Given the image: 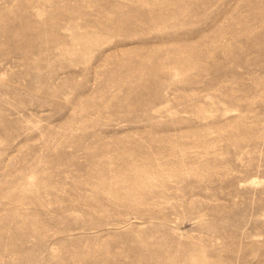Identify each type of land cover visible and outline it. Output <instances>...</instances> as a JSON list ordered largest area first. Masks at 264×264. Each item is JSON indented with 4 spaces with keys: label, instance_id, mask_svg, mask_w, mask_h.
<instances>
[{
    "label": "rangeland",
    "instance_id": "1",
    "mask_svg": "<svg viewBox=\"0 0 264 264\" xmlns=\"http://www.w3.org/2000/svg\"><path fill=\"white\" fill-rule=\"evenodd\" d=\"M0 264H264V0H0Z\"/></svg>",
    "mask_w": 264,
    "mask_h": 264
}]
</instances>
